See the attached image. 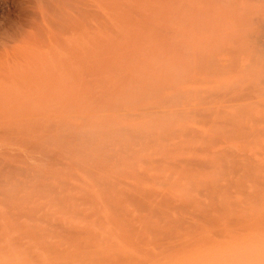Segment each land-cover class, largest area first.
I'll return each instance as SVG.
<instances>
[{
  "label": "rangeland",
  "instance_id": "374dc122",
  "mask_svg": "<svg viewBox=\"0 0 264 264\" xmlns=\"http://www.w3.org/2000/svg\"><path fill=\"white\" fill-rule=\"evenodd\" d=\"M68 1L70 3L68 5L72 6V9L73 5L71 3L76 2V0ZM83 1L86 3H83ZM83 1H78L79 5H81L80 2L83 3L79 11L87 10L88 12L91 9L97 13L96 18H98L97 20H92V27H96V30L93 29V34H91L93 38H96L93 41L95 50L90 45V49L87 51L89 43L85 32L81 37L86 41L85 43V41L81 40V44L83 45V51L85 47L88 52L85 51L87 55L83 57V59L87 60V63L88 61L91 62L88 65L83 63L84 60L80 63L81 65H76L72 60L70 62L68 58L61 57L62 55L60 56L59 53H56L57 59L54 56L55 53L54 55L52 54L54 59L50 53L42 54L38 50L35 51L31 48H29L30 54L25 49L21 52L22 54L19 52L15 55L14 51L23 47L20 40L17 41L15 37V33L18 30L17 22L14 21L15 10L13 7L0 2V52L4 53V55L0 53V69L2 70H0V84L5 87V92L3 91L2 93L6 94L3 95L1 93V95L6 97V101L11 99L13 110L15 109L14 107L20 108L22 106L19 110L18 108L16 109L17 114L15 110L11 111L13 113H10L7 118L11 119L10 123L9 121L3 123L0 120L3 126V128H0L4 131L5 129L8 131L16 128V130L19 129L18 131H22L27 136L33 135L34 139H36L33 140L35 145H40L39 143L42 144L43 140L46 142L49 139L47 143L49 142L50 147L46 145L48 152L51 151H49V148H51L52 144L54 145V138L59 135L62 137L66 135V137L62 138L63 140H56L55 142L60 145L59 148L65 149L64 151L69 147V137L74 140V136H76L75 140L77 142L80 140L85 141V143L80 141L81 143L78 142L79 144L75 142L77 146L81 144L78 149L83 146L82 153L85 152V144L88 145L85 146L87 149L85 155L87 153L91 157L87 156L88 159H92L94 156L97 158L95 154L104 155L106 153V156L101 157L102 159L105 158L104 161H101V159H93V161L89 159L92 163L89 160L84 161L83 165L86 164V167L81 165V163L80 166L79 162H75L77 165L72 163L74 165L73 168L72 166L69 168L65 167V164L64 167L44 168L35 161V169L44 172L42 177L44 181L40 178L36 180L35 186L28 184V188L25 187L23 189L25 192L31 191L27 197L28 202L25 201L27 202L25 204H28L27 214L30 212L29 217L27 216L29 219L26 218V208L23 210L26 206L24 202H21L22 206L19 209V213L20 210H23L25 211V216L22 213L23 218L19 215L20 220L19 216L16 217V220L13 219L14 222L16 221L15 224H9L10 228L3 234L4 236L0 235L3 238L0 239V249H2L0 250V264H39V261L40 264H54L57 261L59 263L57 262L56 264H196L199 261L197 264H229L230 255L232 257L237 253L243 252H264V160H262L264 156V139L260 135L259 111L256 104L249 101L252 100L253 94L255 95L256 93H253L251 88L246 86V82L244 83L245 80H243L242 55L237 43L239 24L235 0ZM75 5L77 6V2ZM76 8L72 10H77L78 8ZM262 14L264 15V9L261 12V16ZM196 16L200 20L202 19L201 22L199 19L196 21ZM99 17L102 19L100 20ZM103 18L107 21L105 22ZM98 22H100L101 27H99ZM128 22L134 23V25L130 24V29H128L129 26H127L128 28L126 27V24L129 25ZM177 22L179 23L177 24ZM145 28L151 29H148L146 33ZM124 29H128L130 33ZM86 37L87 40L85 39ZM175 39H177L178 44ZM138 41H141V45ZM152 46H155L154 49ZM91 47L97 56L92 52ZM109 47L110 49H108ZM156 48L161 55L158 54L159 51L157 53ZM102 49L104 50L101 52L100 50ZM104 51H107V53ZM101 53L103 57L108 56L105 61L110 66L102 60ZM87 56L89 57L87 58ZM99 56L102 59L99 60L97 58ZM60 57L69 64L66 66V63L58 59ZM120 57L123 58L121 59ZM146 59H150V61L147 62ZM56 61H58L57 65ZM52 63L55 67L51 66ZM137 63H139L138 66ZM152 63L153 65L156 63V66L160 65L157 67L154 65L151 68ZM101 64L105 65L102 66ZM146 64L151 65L148 67ZM113 65L115 66L113 67ZM45 66L47 67L45 68ZM58 66L60 67L59 70H57ZM144 66H146L145 69ZM50 67L55 68L57 72L54 73V70H51ZM67 67L68 69H66ZM48 68L53 72V77L48 75L50 73ZM83 72H86L85 75ZM124 72L126 75H124ZM134 76L137 78L136 81ZM99 77L103 78L105 82ZM127 79L128 81H126ZM129 82L131 83L130 85H128ZM112 89H114V92L110 94L109 92ZM116 89L118 91H115ZM85 91L87 94H85ZM101 91H105L103 92L104 94ZM98 92L101 93L99 94ZM83 93L87 96L82 97ZM102 95L106 96L103 97ZM7 96L9 97L7 98ZM133 100H137V103ZM113 101H116V103ZM7 103L10 104L9 101ZM98 106L100 107L98 108ZM87 107H90L92 115L91 113L88 114L89 109ZM32 116L35 117L32 118ZM103 116L105 117L103 118ZM32 124L33 131L32 127L30 128ZM48 125L52 127L49 129ZM142 127L144 130L140 129ZM25 135L23 137L25 139L30 137ZM53 135L54 138L51 137ZM133 135L135 138H133ZM38 136L41 137L38 138ZM127 140L131 142L129 143ZM61 141L63 145L60 143ZM91 141L93 147L91 146ZM101 141L104 145H102ZM125 141L128 143H125ZM75 143L73 144L76 146ZM94 144H96L95 146L99 144L103 149L109 148L104 152L98 146L97 149L101 150L96 151ZM54 147L53 149L56 148ZM114 147L115 149H113ZM125 147L127 149H124ZM90 148L92 150H88ZM109 150H111L110 154L107 153ZM88 151H92L93 154L90 155ZM94 151L96 152L94 153ZM62 153L64 152L62 151ZM76 155H78V152ZM80 155L78 157L81 160L83 156ZM64 156L66 157L64 158ZM67 156H69V153L63 155V160L62 158L61 160L68 165L70 162L69 158L66 159ZM78 159L76 160L80 161ZM46 163L42 162L43 165ZM23 167L24 169L26 168L24 165ZM55 170L65 173L60 175ZM96 171H98V174ZM72 172L77 177H74ZM84 172L88 174L86 173V175ZM163 176L164 178H162ZM95 180L97 182L102 180V186L101 184L98 185ZM61 182H64V184L61 185ZM48 184H52L53 188H51L52 185ZM108 184L109 186H107ZM199 184L202 185L200 186ZM214 187L216 190L213 191ZM216 187H219V189ZM76 188L81 189L78 190ZM54 190L56 193L53 192ZM63 190L65 191L63 192ZM25 192L21 193L22 198L25 197ZM147 194L149 195L147 196ZM125 195L127 200H125ZM133 196H135V199ZM82 197L85 200L87 199L88 202ZM146 197L149 198L147 199ZM106 198L109 200L108 202ZM23 199L20 201H24L26 198ZM88 199L91 200V204ZM82 203L85 204L83 205ZM31 209H33L32 213H34L35 209V214H37L32 215ZM33 216L36 218H33ZM30 217L33 222L30 221ZM19 223L24 226H15ZM52 224L54 226L55 224L56 226L58 225V229ZM11 226L17 227L16 229H19L20 233L15 231V227L13 231ZM20 227L21 229L23 227L24 230H22L24 232L20 230ZM61 227H65L64 229L69 231L61 230ZM26 228L28 231H26ZM43 228L47 230L44 231ZM38 229L43 230L47 235L45 236V233L40 230L38 233ZM53 230L56 231L54 232ZM30 232L35 233L31 236ZM56 232L57 234H55ZM61 232H64L63 235H60ZM23 233L29 234L30 238L37 237L36 240L40 238L46 240L45 242H48L49 245H47L51 248L48 246L47 248L41 247L43 244L46 246V243H43L41 239L39 240L41 241L40 243L33 238L30 240ZM37 235H41L40 238ZM20 238H23V240H20ZM57 238L60 241L62 239V241L60 242ZM13 239L19 245L14 243V241L15 245H11L13 244ZM35 241L40 245L38 244L37 246ZM39 247L42 250L44 248L52 251L51 253L48 250V254L49 256L52 254L53 261L56 262H52L51 256L49 260L47 251L43 250V252ZM23 253L25 254L23 255ZM29 253L36 255L35 259H33V255V258L30 255L27 257ZM62 253L63 255L66 254V258H64L65 256ZM53 254L58 255L61 263L57 259L58 257L55 258ZM24 257L31 261H23ZM226 260L227 263L225 262Z\"/></svg>",
  "mask_w": 264,
  "mask_h": 264
},
{
  "label": "bare ground",
  "instance_id": "6f19581e",
  "mask_svg": "<svg viewBox=\"0 0 264 264\" xmlns=\"http://www.w3.org/2000/svg\"><path fill=\"white\" fill-rule=\"evenodd\" d=\"M78 1H80V0H76V2H77V6L75 5L76 4V2L74 1V2H72L71 0H70V2H72L71 3V5H73V8H76L77 10H72L71 9V7L69 6L70 5V3H68L69 1L68 0H0V2L1 3H4V4H6V5H8V6H11V7H13L14 8V10H15V19H14V21H16L17 22V26H18V30H17V32L15 33V37L17 38V41L18 40H20V42H21V45H23V47H20V48H18V49H16L15 51H14V53H15V55H17V53H19L20 52V54H22L21 52H23L25 49H26V51H27V53H29L30 54V50H29V48H31V49H34L35 51L36 50H38L40 53H45V54H49L50 53V55H54V53H55V58H56V53H59L60 54V56L61 57H63V58H68L69 59V61L70 60H72L73 62H75V64L76 65H81L80 63L81 62H83V60H84V64H87L88 65V63L90 64L91 62L90 61H88V63H87V60H85V58L83 59V57L85 56V55H87V51L90 49V45H92V47L94 48V39H96V38H93L92 36H91V34H93L92 33V30L94 29V30H96V27H92L93 25H92V20L94 19H98V18H96V14L97 13H95V12H93V10H89V8H88V12H87V10L85 11V10H82L83 12H80L79 10H80V8H82V5H83V3L85 2V1H83V3L82 2H80L81 3V5H79V3H78ZM155 1V0H154ZM157 1H159V0H157ZM162 1V0H161ZM160 1V2H161ZM164 1V0H163ZM165 1H167V0H165ZM164 1V2H165ZM170 1H172V0H170ZM174 1V0H173ZM178 1V0H177ZM209 1V0H208ZM103 2V1H102ZM156 2V1H155ZM203 2V1H202ZM207 2V1H206ZM86 3V2H85ZM88 4H89V2H87ZM101 3V2H100ZM104 3V2H103ZM235 3H236V5H237V13H238V24H239V37H238V45H239V47H240V53H241V57H242V65H243V67H242V74H243V77H244V79L243 80H245L244 81V83L245 84H247L246 86H249L250 88H251V90L253 91V93L255 92L256 94L254 95L253 93V98H254V100H253V98H251L252 100H249V101H252L251 103H254V104H256V107H257V109H258V113L260 114V116L258 117V119H259V128H260V135L262 136L261 138L262 139H264V15L262 14V16H261V12H262V10L264 9V0H235ZM69 4V5H68ZM102 4V3H101ZM176 4V3H175ZM182 4V3H181ZM163 5V4H162ZM210 5V4H209ZM208 5V6H209ZM78 6H81V7H78ZM107 6V5H106ZM84 7H85V5H84ZM93 7V6H92ZM117 7V6H116ZM12 8V9H13ZM174 8V7H173ZM184 8V7H183ZM112 9V8H111ZM114 10V9H113ZM116 10V9H115ZM175 10V9H174ZM187 10H189V9H187ZM192 10V9H191ZM90 11H92V12H90ZM132 11V10H131ZM193 11V10H192ZM187 12V11H186ZM191 12V11H190ZM156 13V12H155ZM159 13V12H158ZM183 13V12H182ZM193 13H194V11H193ZM135 14V13H134ZM157 14V13H156ZM160 14V13H159ZM168 14V13H167ZM171 14V13H170ZM172 14H173V12H172ZM171 14V15H172ZM175 14V13H174ZM163 15V14H162ZM179 15V14H178ZM186 15H187V13H186ZM185 15V16H186ZM192 15H194V14H192ZM198 15H199V13H198ZM197 15V16H198ZM201 15H202V13H201ZM135 16L137 17V15L135 14ZM140 16V15H139ZM166 16H168V15H166ZM196 16V21H197V19H199L200 20V18H198ZM200 16V15H199ZM115 17V16H114ZM144 17V16H143ZM175 17H176V14H175ZM188 17V16H187ZM193 17V16H192ZM201 18H202V16H200ZM111 18H112V16H111ZM121 18V17H120ZM132 18V17H131ZM141 18V17H140ZM139 18V19H140ZM145 18V17H144ZM147 18V17H146ZM99 19L101 20L102 18H100L99 17ZM113 19V18H112ZM194 19V18H193ZM103 20H104V18H103ZM134 20V19H133ZM147 20H149V19H147ZM202 20V19H201ZM201 20H200V22H201ZM105 21V20H104ZM107 21V20H106ZM105 21V22H106ZM118 22H119V20H117ZM128 21H130V20H128ZM131 21H132V19H131ZM195 21V22H196ZM96 22V21H95ZM171 22V21H170ZM173 22V21H172ZM180 22V21H179ZM179 22H177V24L179 23ZM185 22H186V20H185ZM189 22V21H188ZM200 22L198 21V23L200 24ZM99 24V27H101L100 26V22H98ZM102 23V22H101ZM129 23V22H128ZM181 23V22H180ZM108 24V23H107ZM106 24V25H107ZM130 24L131 25H134V23L132 24L131 22L129 23V25H127L126 24V27L127 26H129V28L128 29H130ZM135 24H136V21H135ZM139 24V23H138ZM149 24H150V22H149ZM186 24V23H185ZM104 25V24H103ZM105 25V26H106ZM110 25V24H109ZM124 25V24H123ZM142 25V24H141ZM140 25V26H141ZM181 25V24H180ZM201 25V24H200ZM121 26V25H120ZM135 26H137V25H135ZM139 26V25H138ZM145 26V25H144ZM143 26V27H144ZM183 26V25H182ZM181 26V27H182ZM189 26V25H188ZM198 26V25H197ZM196 26V27H197ZM108 27H110V26H108ZM124 27V26H123ZM163 27V26H162ZM187 27V26H186ZM202 27V26H201ZM103 28V27H102ZM102 28H100V29H102ZM107 28V27H106ZM141 28V27H140ZM15 29H16V26H15ZM98 29V28H97ZM108 29V28H107ZM111 29V28H110ZM128 29H124L125 31L126 30H128ZM142 29V28H141ZM148 29H151V28H145V31H146V33H147V30ZM153 29V28H152ZM163 29V28H162ZM184 29V28H183ZM186 29V28H185ZM144 30V29H143ZM154 30V29H153ZM158 30H160V29H158ZM164 30H165V28H164ZM16 31V30H15ZM109 31V30H108ZM129 31V30H128ZM127 31V32H128ZM162 31V30H161ZM170 31H172V30H170ZM85 32V35L88 37V43H89V45H88V49H87V51H86V49H85V47H84V51H83V45L81 44V40H83L81 37H82V34ZM104 32H105V30H104ZM133 32V31H132ZM131 32V33H132ZM153 32V31H152ZM196 32V31H195ZM13 33V32H12ZM112 33V32H111ZM114 33H115V31H114ZM129 33H130V31H129ZM137 33V32H136ZM154 33V32H153ZM172 33H173V31H172ZM198 33V32H197ZM14 34V33H13ZM107 34V33H106ZM105 34V35H106ZM134 34V33H133ZM140 34V33H139ZM155 34V33H154ZM163 34V33H162ZM178 34V33H177ZM176 34V35H177ZM180 34V33H179ZM178 34V35H179ZM116 35V34H115ZM119 35V34H118ZM138 35V34H137ZM156 35V34H155ZM161 35V34H160ZM181 35V34H180ZM94 36V35H93ZM130 36V35H129ZM140 36H141V34H140ZM149 36V35H148ZM152 36V35H151ZM150 36V37H151ZM164 36V35H163ZM170 36H171V34H170ZM87 37L85 38L86 40H87ZM150 37H149V39H150ZM152 37H154V36H152ZM151 37V38H152ZM156 37V36H155ZM179 37V36H178ZM192 37V36H191ZM142 38V37H141ZM109 39V38H108ZM118 39H119V37H118ZM132 39V38H131ZM140 39V38H139ZM145 40H146V38H144ZM148 39V40H149ZM154 39V38H153ZM173 39V38H172ZM179 39V38H178ZM183 39V38H182ZM151 40V39H150ZM149 40V41H150ZM155 40H157L156 38H155ZM174 40V39H173ZM176 41H177V39H175ZM15 41H16V39H15ZM83 41H85V40H83ZM95 41H97V40H95ZM110 41V40H109ZM113 41V40H112ZM115 41V40H114ZM132 41V40H131ZM147 41V40H146ZM148 41V42H149ZM167 41H168V39H167ZM189 41V40H188ZM187 41V42H188ZM129 42V41H128ZM133 42V41H132ZM139 42V41H138ZM147 42V43H148ZM154 42V41H153ZM156 42V41H155ZM161 42H162V40H161ZM160 42V43H161ZM172 42V41H171ZM170 42V43H171ZM180 42V41H179ZM181 42H182V40H181ZM85 43H86V41H85ZM84 43V44H85ZM96 43V42H95ZM110 43V42H109ZM113 43V42H112ZM137 43V42H136ZM135 43V44H136ZM140 43V45H141V41L139 42ZM159 43V44H160ZM144 44V43H143ZM149 44H151V43H149ZM169 44V43H168ZM177 44H178V41H177ZM181 44V43H180ZM184 44V43H183ZM20 45V44H19ZM145 45V44H144ZM154 45V44H153ZM157 45V44H156ZM84 46H86V45H84ZM118 46V45H117ZM150 46V45H149ZM159 48H160V46H161V44H160V46L159 45H157ZM174 46V45H173ZM91 47V48H92ZM96 47V46H95ZM101 47V46H100ZM123 47H124V45H123ZM137 47V46H136ZM151 47V46H150ZM155 47V46H154ZM154 47L152 46V48L154 49ZM87 48V47H86ZM93 48H92V52H94L93 51ZM97 48H98V45H97ZM121 48V47H120ZM128 48H129V46H128ZM146 48V47H145ZM101 49V48H100ZM105 49V48H104ZM104 49H102V50H100L101 52L104 50ZM108 49H110V47L108 48ZM118 49V48H117ZM123 49V48H122ZM131 49V48H130ZM162 49H164V48H162ZM166 49H167V47H166ZM94 50H95V48H94ZM99 50V49H98ZM128 50V49H127ZM139 50V49H138ZM143 50V49H142ZM1 51V50H0ZM3 51V50H2ZM87 53H86V52ZM131 51V50H130ZM145 51V50H144ZM156 51H157V48H156ZM159 51V50H158ZM158 51H157V53H158ZM162 51H164V50H162ZM90 52V51H89ZM104 52H106L107 53V51H104ZM109 52V51H108ZM120 52V51H119ZM134 52V51H133ZM137 52V51H136ZM155 52V51H154ZM165 52V51H164ZM0 53H2V52H0ZM83 53H85L84 55H82ZM91 53V52H90ZM95 53V52H94ZM118 53V52H117ZM124 53V52H123ZM122 53V54H123ZM138 53V52H137ZM140 53V52H139ZM145 53V52H144ZM3 55H4V53H2ZM19 54V55H20ZM96 54V53H95ZM100 54V53H99ZM98 54V55H99ZM102 54V53H101ZM113 54V53H112ZM125 54V53H124ZM131 54V53H130ZM146 54V53H145ZM158 54H160L161 55V53H160V51H159V53ZM164 54V53H163ZM162 54V55H163ZM251 54V55H250ZM52 55V56H53ZM134 55V54H133ZM138 55V54H137ZM147 55V54H146ZM157 55V54H156ZM165 55V54H164ZM249 55H250V57H249ZM22 56V55H21ZM54 56H53V58H54ZM91 56V55H90ZM96 56H97V54H96ZM105 56H106V54H105ZM114 56V55H113ZM124 56V55H123ZM158 56V55H157ZM177 56H178V54H177ZM1 57V56H0ZM45 57V56H44ZM58 58L59 60L61 59L64 63H66V66H67V64H69V63H67V61H64V59H62V58ZM89 56H87V58H88ZM102 57H103V54H102ZM102 57H97L99 60L100 59H102ZM106 57H108V56H106ZM106 57H103V59L102 60H104V62H107V61H105V59L107 60L108 58H106ZM115 57V56H114ZM113 57V58H114ZM117 57V56H116ZM143 57V56H142ZM147 57V56H146ZM164 57V56H163ZM179 57H181V56H179ZM3 58V57H2ZM54 58V59H55ZM96 57H95V59H97ZM109 58H110V60H111V56H110V54H109ZM121 58V57H120ZM123 58V57H122ZM121 58V59H122ZM145 58V57H144ZM148 58V57H147ZM182 58V57H181ZM1 59V58H0ZM57 59V58H56ZM92 59H93V57H92ZM117 59V58H116ZM133 59V58H132ZM60 60V61H61ZM94 60V59H93ZM92 60V62H94ZM113 60V59H112ZM137 60V59H136ZM147 60V59H146ZM181 60V59H180ZM20 61H22V60H20ZM61 61V62H62ZM72 61H70V62H72ZM116 61V60H115ZM114 61V62H115ZM122 61V60H121ZM143 61V60H142ZM145 61V60H144ZM148 61H150V59L149 60H147V62ZM160 61H162V60H160ZM23 62V61H22ZM35 62V61H34ZM45 62V61H44ZM110 62V61H109ZM113 62V61H112ZM158 62V61H157ZM184 62V61H183ZM101 63V62H100ZM108 63V62H107ZM130 63V62H129ZM160 63V62H159ZM158 63V64H159ZM35 64H36V62H35ZM49 64V63H48ZM58 64V61H56V65ZM109 64V63H108ZM117 64V63H116ZM119 64V63H118ZM123 64V63H122ZM3 65V64H2ZM50 65V64H49ZM48 65V66H49ZM54 65H55V62H54ZM53 65V63H52V65L51 66H53V67H55ZM64 65V64H63ZM94 65H97V64H94ZM102 65V64H101ZM105 64H103L102 66H104ZM136 65V64H135ZM139 65V63H137V66ZM142 65H143V63H142ZM147 65V64H146ZM151 65V64H150ZM149 64L147 65L148 67L150 66ZM154 65L156 66V63H154ZM153 65V63H152V65L150 66L151 68L154 66ZM160 65V64H159ZM159 65H157V66H159ZM65 66V67H66ZM108 66V65H107ZM109 66H110V64H109ZM112 66V65H111ZM115 65H113V67H114ZM126 66V65H125ZM129 66H132V65H129ZM156 66V67H157ZM37 67V66H36ZM47 66H45V68H46ZM63 67V66H62ZM69 67V66H68ZM68 67L66 68V69H68ZM94 67V66H93ZM98 67V66H97ZM100 67V66H99ZM140 67H141V65H140ZM145 67L146 66H144V69H145ZM59 66H58V69L57 70H59ZM103 68V67H102ZM109 68V67H108ZM119 68V67H118ZM129 68V67H128ZM133 68H134V66H133ZM132 68V69H133ZM27 69V68H26ZM49 69V68H48ZM50 69L51 70H54L53 72L55 73V72H57L56 71V69L55 68H52V67H50ZM49 69V70H50ZM100 69V68H99ZM1 70V69H0ZM49 71L50 73L48 74V75H50V76H52L53 77V72L52 71ZM60 70H62V69H60ZM85 70V69H84ZM95 70H96V68H95ZM104 70V69H103ZM118 70V69H117ZM122 70V69H121ZM155 70V69H154ZM2 71V70H1ZM37 71H38V69H37ZM70 71V70H69ZM107 71V70H106ZM123 71V70H122ZM121 71V72H122ZM130 71V70H129ZM4 72V71H3ZM2 72V73H3ZM5 72H6V70H5ZM87 72H88V70H87ZM93 72V71H92ZM102 72V71H101ZM104 72V71H103ZM111 72H113V71H111ZM117 72V71H116ZM131 72V71H130ZM160 72V71H159ZM70 73V72H69ZM84 73V72H83ZM86 73V72H85ZM85 73H84V75H85ZM90 73V72H89ZM88 73V74H89ZM6 74V73H5ZM74 74V73H73ZM95 74H96V72H95ZM121 75H123L122 73H120ZM46 75V74H45ZM87 75V74H86ZM92 75V74H91ZM101 75V74H100ZM107 75V74H106ZM111 75H113V74H111ZM110 75V76H111ZM115 75H116V77H117V74L115 73ZM119 75V74H118ZM124 75H126L125 74V72H124ZM49 76V77H50ZM88 76V75H87ZM87 76H85V77H87ZM94 76H97V75H94ZM120 76V75H119ZM1 77V76H0ZM75 77H76V74H75ZM98 77V76H97ZM3 78V77H2ZM81 78V77H80ZM100 79H102L103 80V78H101V77H99ZM112 78V77H111ZM123 78V77H122ZM131 78H132V76H131ZM4 79V78H3ZM27 79V78H26ZM46 79V78H45ZM49 79V78H48ZM77 79V78H76ZM86 79V78H85ZM115 79V78H114ZM134 79H135V81L137 80V78H135V76H134ZM78 80V79H77ZM130 80H132V79H130ZM138 80H140L139 78H138ZM8 81V80H7ZM86 81V80H85ZM89 81V80H88ZM90 81H92V80H90ZM99 81V80H98ZM104 81V80H103ZM120 81V80H119ZM126 81H128V79L126 80ZM38 82V81H37ZM105 82V81H104ZM110 82V81H109ZM124 82V81H123ZM131 82H133V80L131 81ZM143 82V81H142ZM149 82V81H148ZM19 83V82H18ZM93 83V82H92ZM91 83V84H92ZM121 83V82H120ZM87 84H90V83H87ZM114 84V83H113ZM116 84V83H115ZM131 83L129 82V84L128 85H130ZM38 85V84H37ZM84 85V84H83ZM85 85H86V83H85ZM105 85V84H104ZM134 85V84H133ZM90 86H93V85H90ZM115 86V85H114ZM119 86V85H118ZM118 86H116V87H118ZM124 86V85H123ZM135 86V85H134ZM106 87V86H105ZM145 87V86H144ZM159 87V86H158ZM249 87H247V88H249ZM41 88V87H40ZM107 88H108V86H107ZM126 88V87H125ZM135 88V87H134ZM146 88V87H145ZM153 88V87H152ZM249 88V89H250ZM106 89V88H105ZM120 89V88H119ZM124 89V88H123ZM127 89H128V87H127ZM155 89V88H154ZM5 90V87H2V85L0 84V120L3 122V123H6V122H8L9 121V123H10V120L9 119H7L8 117H9V115H10V113H13V112H11V111H14L15 110V112H16V114H17V108L16 107H14L15 109L13 110L12 108H13V106L11 105V99L9 100L8 99V101H9V103L10 104H8L7 102L8 101H6L7 99H6V97L5 96H3V95H6L5 93L3 94L2 92ZM109 90V89H108ZM122 90V89H121ZM129 90H130V88H129ZM132 90V89H131ZM115 91H118L117 89L115 90ZM136 91V90H135ZM138 91V90H137ZM154 91V90H153ZM163 91H164V89H163ZM5 92V91H4ZM8 92V91H7ZM84 92V91H83ZM102 93L103 92H105V91H101ZM100 92V93H101ZM112 92H114V89H112L111 90V92H109L110 94L112 93ZM130 92H132V91H130ZM134 92V91H133ZM139 92V91H138ZM144 92V91H143ZM249 92V91H248ZM1 93L3 94V95H1ZM99 93V92H98ZM98 93H95L96 95H99ZM146 93H148V92H146ZM8 94V93H7ZM81 94V93H80ZM84 94V93H83ZM82 94V95H83ZM85 94H87L86 93V91H85ZM81 95L82 97H85V96H87V95ZM89 94V93H88ZM104 94V93H103ZM115 94V93H114ZM117 94V93H116ZM142 94V93H141ZM250 94H251V92H250ZM42 95V94H41ZM50 95V94H49ZM58 95V94H57ZM108 95V94H107ZM113 95V94H112ZM111 95V96H112ZM144 95V94H143ZM156 95V94H155ZM3 97V99H2V97ZM53 96V95H52ZM93 96H95V95H93ZM103 96V95H102ZM104 96H106V95H104ZM103 96V97H104ZM255 96V97H254ZM5 97V98H4ZM9 96H7V98H8ZM96 97V96H95ZM109 97V96H108ZM116 97V96H115ZM143 97V96H142ZM52 98V97H51ZM60 98V97H59ZM65 98V97H64ZM94 98V97H93ZM97 98H99V97H97ZM114 98V97H113ZM126 98V97H125ZM1 99H2V101H1ZM6 99V100H5ZM66 99V98H65ZM73 99H75V98H73ZM85 99V98H84ZM89 99H90V97H89ZM94 99H96V98H94ZM128 99V98H127ZM5 100V101H4ZM49 100V99H48ZM61 100H62V98H61ZM64 100V99H63ZM67 100H69V99H67ZM86 100V99H85ZM91 100V99H90ZM89 100V101H90ZM130 100H131V98H130ZM141 100V99H140ZM14 101V100H13ZM50 101V100H49ZM57 101V100H56ZM66 101V100H65ZM84 101V100H83ZM89 101H88V103H89ZM96 101H97V99H96ZM102 101V100H101ZM100 101V102H101ZM120 101V100H119ZM125 101H126V99H125ZM132 101V100H131ZM134 101V100H133ZM137 101V100H136ZM136 101H134V102H136ZM7 103V104H5V103ZM59 102H60V100H59ZM68 102V101H67ZM71 102H73V101H71ZM92 102V101H91ZM99 102V101H98ZM113 102H115L116 103V101H113ZM120 102H122V101H120ZM119 102V103H120ZM48 103V102H47ZM63 103V102H62ZM65 103V102H64ZM69 103V102H68ZM74 103V102H73ZM85 103V105H86V101L84 102ZM102 103V102H101ZM108 103V102H107ZM137 103V102H136ZM250 103V102H249ZM59 104V103H58ZM66 104V103H65ZM82 104V103H81ZM90 104V103H89ZM64 105V104H63ZM75 105H76V103H75ZM91 105V104H90ZM102 105V104H101ZM109 105V104H108ZM116 105V104H115ZM126 105V104H125ZM25 106V105H24ZM65 106V105H64ZM63 106V107H64ZM68 106V105H67ZM92 106H93V103H92ZM91 106V108H92V111H93V107ZM103 106H104V104H103ZM102 106V107H103ZM114 106V105H113ZM124 106V105H123ZM27 107V106H26ZM70 107V106H69ZM77 107V106H76ZM100 106H98V108H99ZM107 107V106H106ZM149 107V106H148ZM20 108H22V106L20 107ZM20 108H18V110L20 109ZM52 108V107H51ZM50 108V109H51ZM71 108V107H70ZM81 108H82V106H81ZM88 108V107H87ZM95 108V107H94ZM104 108V107H103ZM120 108V107H119ZM119 108H118V110H119ZM123 108V107H122ZM129 108V107H128ZM80 109V108H79ZM78 109V110H79ZM89 109V113L88 114H90L91 112H90V107L88 108ZM101 109V108H100ZM107 109V108H106ZM107 110H109V109H107ZM121 110V109H120ZM56 111V110H55ZM85 111V110H84ZM104 111V110H103ZM202 112V111H201ZM68 113V112H67ZM66 113V114H67ZM79 113H81V112H79ZM84 113V112H83ZM122 113V112H121ZM147 113V112H146ZM15 114V113H14ZM63 114V113H62ZM65 114V115H66ZM93 113H91V115H92ZM98 114V113H97ZM103 114V113H102ZM136 114V113H135ZM199 114V113H198ZM69 115V114H68ZM90 115V116H91ZM162 115V114H161ZM165 115V114H164ZM16 116V115H15ZM21 116V115H20ZM40 116V115H39ZM96 116V115H95ZM117 116V115H116ZM156 116V115H155ZM33 117H35V116H32V118ZM98 117H100V116H98ZM105 116H103V118H104ZM149 117V116H148ZM153 117H154V115H153ZM14 119H16L15 117H13ZM18 119H19V117H17ZM26 118V117H25ZM41 118V117H40ZM78 118H80V117H78ZM101 118V117H100ZM150 118V117H149ZM152 118V117H151ZM7 119V120H6ZM77 119V118H76ZM154 119H156V118H154ZM165 119V118H164ZM78 120V119H77ZM82 120V119H81ZM120 120V119H119ZM157 120V119H156ZM0 121V127H2L3 128V126H2V122ZM12 121H14L13 119H12ZM16 121V120H15ZM102 121V120H101ZM108 121V120H107ZM166 121V120H165ZM17 122V121H16ZM15 122V123H16ZM85 122V121H84ZM103 123H104V121H102ZM167 122V121H166ZM8 123V124H9ZM87 123V122H86ZM26 124V123H25ZM44 124V123H43ZM51 124V123H50ZM56 124V123H55ZM66 124V123H65ZM107 124V123H106ZM166 124V123H165ZM51 125H53V124H51ZM49 126V129H50V127H52V126ZM67 125V124H66ZM108 125V124H107ZM106 125V126H107ZM9 126V125H8ZM33 126V124L32 125H30V128ZM98 126V125H97ZM100 126V125H99ZM109 126V125H108ZM115 126H116V124H115ZM114 126V127H115ZM121 126V125H120ZM16 127V126H15ZM60 127V126H59ZM82 127H84V126H82ZM90 127V126H89ZM102 127V126H101ZM2 128H0V235L2 236L6 231H8V229L10 228L9 226V224H11V223H13V224H15V222L13 221V219H15L16 220V217H18L19 215H21V217H22V213H23V216H25V214H24V212L25 211H23L25 208H26V214H27V209H28V204L26 205L25 203H27L28 201H27V197L30 195V192L31 191H29V192H25V191H23V189L25 188V187H27V186H29L30 184L32 185V186H35L36 185V180H39L40 178H41V180H43L44 178H42L43 176H44V172L43 171H40V170H37V169H35V161L36 162H38V163H40L41 164V166H43L44 168H47V167H49V168H54V167H56V166H62V167H64V164H65V167H71L72 166V168L74 167V165L77 163V162H79V165H80V163H81V165H83V162L85 161L86 162V160H89L91 157L90 156H88L87 155V153H86V155H85V152H87V149H86V147L85 146H88V145H86L85 144V146H84V153H82L81 151H82V148H83V146H82V148L80 149V147H79V149H78V146H80V145H78L77 146V144L75 143V142H77L75 139V137L76 136H74L71 132H70V134H72L73 136H74V140L72 139L71 140V138L69 137V139H70V144L68 143V148H66L67 150V152L66 151H64V150H62L61 149V147L59 148V146L60 145H58L57 143H55L56 142V140L58 141V140H63L62 138H64V137H66V135H65V133H64V137H62V136H58V137H56V138H54V135L53 136H51V137H53L55 140V142H54V145H55V147H56V145H58V147H54V145L52 144V146L55 148V149H53V147L51 146V148H49V151L50 152H48L47 150H46V145H48L47 147H50L49 146V142L47 143V141H49V139L45 142V140H43L44 142L41 144V143H39L40 145H35L34 144V142L35 141H33V140H36V139H34V137H33V135H29V136H27V135H25V134H23L22 133V131L20 132V131H18V130H16V128L13 130H11V129H9L8 131L5 129V131L4 130H2ZM28 128V127H27ZM41 128V127H40ZM92 128H93V126H92ZM103 128V127H102ZM117 128V127H116ZM149 128V127H148ZM157 128H159L158 126H157ZM43 129V128H42ZM59 129V128H58ZM69 129V128H68ZM79 129V128H78ZM130 130H131V128H129ZM140 129H143L144 130V128L142 127V128H140ZM147 129V128H146ZM150 129V128H149ZM148 129V130H149ZM155 129V128H154ZM37 130V129H36ZM44 131H45V129H43ZM54 130V129H53ZM97 130H100V129H97ZM104 130V129H103ZM106 130H107V128H106ZM29 131V130H28ZM32 131H33V127H32ZM31 131V132H32ZM39 131V130H38ZM47 131V130H46ZM142 131V130H141ZM168 131V130H167ZM171 131V130H170ZM26 132V131H25ZM40 132V131H39ZM48 132V131H47ZM55 132V131H54ZM58 132V134H60L59 133V131H57ZM64 132V131H63ZM133 132V131H132ZM136 132V131H135ZM150 132V131H149ZM23 135H22V134ZM33 133V132H32ZM38 133V132H37ZM49 133V132H48ZM47 133V134H48ZM105 133V132H104ZM109 133V132H108ZM57 134V133H56ZM62 135H63V133H61ZM94 134V133H93ZM99 134V133H98ZM101 134V133H100ZM112 135H113V133H111ZM127 134V133H126ZM160 134V133H159ZM24 135L25 136H27V137H29V138H23L24 137ZM38 135V134H37ZM50 135H51V133H50ZM71 135V136H72ZM77 135V134H76ZM131 135V134H130ZM45 136V135H44ZM127 136V135H126ZM139 136V135H138ZM37 137V136H36ZM39 137H41V136H38V138ZM47 137V136H46ZM80 137V136H79ZM132 137V136H131ZM77 138H78V136H77ZM96 138V137H95ZM94 138V139H95ZM133 138H135L134 137V135H133ZM41 139V138H40ZM97 139V138H96ZM101 139V138H100ZM105 139V138H104ZM126 139V138H125ZM145 139V138H144ZM143 139V140H144ZM157 139V138H156ZM160 139V138H159ZM39 140V139H38ZM110 140V139H109ZM120 140V139H119ZM124 140V139H123ZM52 141V140H51ZM69 141V140H68ZM71 141H73V142H71ZM81 141V140H80ZM78 141L79 143H81V142H84L85 143V141ZM88 141V140H87ZM129 143L131 142V141H129V140H127ZM155 141H157V140H155ZM64 143H65V141H63ZM77 142V143H78ZM95 142V141H94ZM128 142H126L125 141V143H128ZM140 142V141H139ZM61 144H62V141L60 142ZM73 143H75L76 144V146L73 144ZM78 143V144H79ZM87 143V142H86ZM88 143H90V142H88ZM97 143H99V142H97ZM101 143H102V141H101ZM137 143V142H136ZM136 143H135V146H136ZM141 143V142H140ZM159 143V142H158ZM262 143V142H261ZM50 144V145H51ZM66 144V143H65ZM108 144V143H107ZM121 144H123L122 142H121ZM35 145V146H34ZM63 145V144H62ZM67 145V144H66ZM82 145H84L83 143H82ZM96 144H94V146H95ZM102 145H104L103 143H102ZM125 145V144H124ZM130 145V144H129ZM91 146L93 147V145H92V141H91ZM98 146H99V144H98ZM98 146H95V148L97 149V147ZM100 148H102V146H99ZM126 147H127V145H126ZM124 148V149H127V148ZM130 147V146H129ZM148 147V146H147ZM63 148V147H62ZM105 148V147H104ZM109 148V147H108ZM108 148H106V149H108ZM157 148V147H156ZM53 149V150H52ZM106 149H103L102 148V150L101 149H99V150H101V151H103L104 150V152H105V150ZM113 149H115V147L113 148ZM56 150H58V151H56ZM79 150H80V152H79ZM88 150H92V148H90V149H88ZM98 149L96 150V151H99ZM121 150H122V148H121ZM134 150V149H133ZM62 151L64 152V153H62ZM96 151H94V153L96 152ZM127 151V150H126ZM147 151V150H146ZM77 152H78V155H82L83 156V158L81 157V160H80V157H78V155H76L77 154ZM89 152V151H88ZM110 152H111V150H109V152H107V153H109L110 154ZM228 152V151H227ZM68 154L69 153V156H67V158L66 159H68L69 160V162L70 163H68V165L66 164V163H63L62 162V160H63V155H65V154ZM80 153V154H79ZM90 153V155L91 154H93L92 153V151H90L89 152ZM98 153V152H97ZM129 153V152H128ZM84 154V155H83ZM99 154V155H98ZM98 154H95V155H97V158L94 156V155H92V156H94V157H92V159H90V160H92L93 161V159L95 160V159H97V160H99V159H101V161L103 160L104 161V159L105 158H101V157H103L104 155L106 156V153L103 155V154H101L100 155V153H98ZM223 154V153H222ZM79 158H77L76 156ZM80 155V156H81ZM108 155V154H107ZM221 155V154H220ZM87 156L88 157H90L89 159L87 158ZM100 156V158H98ZM117 156V155H116ZM261 156H262V154H261ZM66 156H64V158H65ZM76 157V158H75ZM264 157V156H263ZM262 157V160H264V158ZM61 158H62V160H61ZM116 158V157H115ZM129 158V157H128ZM194 158V157H193ZM197 158V157H196ZM221 158V157H220ZM76 159H78V160H80V161H77ZM114 159V158H113ZM131 159V158H130ZM147 159V158H146ZM145 159V160H146ZM198 159V158H197ZM209 159V158H208ZM89 160V161H90ZM178 160H180V159H178ZM204 160V159H203ZM211 160V159H210ZM261 160V161H262ZM82 161V162H81ZM92 161H90L91 163H92ZM100 161V162H101ZM106 161V160H105ZM110 161V160H109ZM158 161V160H157ZM209 161V160H208ZM42 162L43 163H46L45 165H43L42 164ZM76 162V163H75ZM88 162V161H87ZM98 162V161H97ZM184 162V161H183ZM192 162V161H191ZM263 162V161H262ZM72 163H74V165H72ZM95 163V162H94ZM182 163V162H181ZM186 163H187V161H186ZM204 163V162H203ZM97 164V163H96ZM124 164V163H123ZM142 164H145V163H142ZM190 164V163H189ZM244 163H242V165H243ZM23 165L24 166H26V168L24 169V167H23ZM77 165V164H76ZM80 165V166H81ZM90 165V164H89ZM201 165V164H200ZM207 165V164H206ZM41 166H40V168H41ZM83 166H85L86 167V164L85 165H83ZM100 166V165H99ZM152 166V165H151ZM244 166H245V164H244ZM42 167V168H43ZM84 167V168H85ZM89 167V166H88ZM93 167V166H92ZM103 167H105V166H103ZM202 167H204L203 165H202ZM206 167V166H205ZM209 167H210V165H209ZM68 168H66V169H68ZM129 168V167H128ZM208 168V167H207ZM65 169V168H64ZM63 169V170H64ZM79 169H80V167H79ZM96 169V168H95ZM94 169V170H95ZM101 169V168H100ZM118 169V168H117ZM183 169V168H182ZM78 170V169H77ZM81 170H83V169H81ZM90 170V169H89ZM104 170V169H103ZM145 170V169H144ZM180 170H181V168H180ZM56 171V173H57V171L58 170H55ZM62 171V170H61ZM67 171V170H66ZM87 172H88V170H86ZM117 171V170H116ZM123 171V170H122ZM223 171V170H222ZM236 171V170H235ZM86 172V173H87ZM93 172V171H92ZM98 171H96V173H97ZM171 172V171H170ZM47 173V172H46ZM64 174L65 172H61L60 173V170L58 171V174ZM68 173H70V172H68ZM73 173V172H72ZM85 173V172H84ZM85 173V174H86ZM94 173H95V171H94ZM178 173V172H177ZM176 173V174H177ZM199 173V172H198ZM237 173V172H236ZM88 174V173H87ZM86 174V175H87ZM98 174V173H97ZM123 174V173H122ZM179 174V173H178ZM177 174V175H178ZM202 174V173H201ZM69 175V174H68ZM72 175H74V173L72 174ZM180 175V174H179ZM204 175V174H203ZM58 177H59V175H57ZM65 176V175H64ZM89 176V175H88ZM98 176V175H97ZM96 176V177H97ZM99 176H100V174H99ZM120 176V175H119ZM138 176V175H137ZM146 176V175H145ZM182 176V175H181ZM227 176V175H226ZM229 176H230V174H229ZM233 176V175H232ZM74 177H77L76 176V174L74 175ZM73 177V178H74ZM127 177V176H126ZM183 177V176H182ZM24 178V179H23ZM53 178V177H52ZM54 178H55V176H54ZM79 178V177H78ZM100 178H101V176H100ZM106 178V177H105ZM115 178V177H114ZM162 178H164V176L162 177ZM169 178V177H168ZM45 179H47V178H45ZM50 179V178H49ZM56 179H58V178H56ZM77 179V178H76ZM97 179V178H96ZM128 179V178H127ZM172 179V178H171ZM199 179V178H198ZM211 179V178H210ZM220 179V178H219ZM227 179V178H226ZM232 179H233V177H232ZM92 180V179H91ZM99 180V179H98ZM124 180V179H123ZM145 180V179H144ZM160 180V179H159ZM200 180V179H199ZM44 181V180H43ZM46 181V180H45ZM64 181V180H63ZM77 181H78V179H77ZM96 181V180H95ZM103 181H105L104 179H103ZM103 181L101 180V182H97L98 183V185L99 184H101V183H103ZM119 181V180H118ZM161 181V180H160ZM168 181V180H167ZM203 181V180H202ZM49 182V181H48ZM60 182V181H59ZM81 182H82V180H81ZM107 182V181H106ZM147 182V181H146ZM111 183V182H110ZM129 183V182H128ZM168 183V182H167ZM188 183V182H187ZM215 183V182H214ZM29 184V185H28ZM43 184V183H42ZM62 184H64V182L62 183L61 182V185ZM96 184V183H95ZM177 184V183H176ZM213 184V183H212ZM30 185V186H31ZM46 185V184H45ZM48 185H50V184H48ZM47 185V186H48ZM52 185V184H51ZM50 185V186H51ZM121 185V184H120ZM138 185H141V184H138ZM165 185V184H164ZM200 185V184H199ZM202 185V184H201ZM200 185V186H201ZM236 185H237V183H236ZM88 186V185H87ZM101 186H102V184H101ZM107 186H109V184L107 185ZM214 186V185H213ZM212 186V187H213ZM223 186V185H222ZM227 186V185H226ZM43 187V186H42ZM45 187V186H44ZM59 187V186H58ZM64 187V186H63ZM65 187H66V185H65ZM105 187H106V185H105ZM104 187V188H105ZM129 187V186H128ZM140 187V186H139ZM28 188V187H27ZM37 188V187H36ZM47 188V187H46ZM50 188V187H49ZM51 188H53V185H52V187ZM99 188V187H98ZM102 188V187H101ZM107 188V187H106ZM131 189H132V187H130ZM217 189H219V187H216ZM224 188V187H223ZM39 189V188H38ZM55 189L57 190V187L55 186ZM59 189V188H58ZM76 189H78V188H76ZM75 189V190H76ZM81 189V188H80ZM80 189H78V190H80ZM205 189V188H204ZM62 190V189H61ZM77 190V191H78ZM104 190V189H103ZM106 190V189H105ZM202 190V189H201ZM214 190H216L215 189V187H214V189H213V191ZM65 190H63V192H64ZM83 191H85V190H83ZM118 191V190H117ZM116 191V192H117ZM137 191V190H136ZM205 191V190H204ZM22 192H25V194L27 195H25V197H21V193ZM53 192H55V190L53 191ZM52 192V193H53ZM87 192V191H86ZM110 192V191H109ZM119 192V191H118ZM28 193V194H27ZM56 193V192H55ZM84 193V192H83ZM89 193V192H88ZM100 193V192H99ZM115 193V192H114ZM120 193V192H119ZM122 193V192H121ZM128 193V192H127ZM126 193V194H127ZM130 193V192H129ZM33 194H35V193H33ZM61 194H62V192H61ZM86 194V193H85ZM111 194V193H110ZM123 194V193H122ZM125 194V193H124ZM131 194V193H130ZM133 194H135V193H133ZM139 194V193H138ZM137 194V195H138ZM39 195H41L40 193H39ZM54 195V194H53ZM57 195V194H56ZM87 195H89V194H87ZM104 195V194H103ZM117 195V194H116ZM136 195V196H137ZM145 195V194H144ZM143 195V196H144ZM149 194H147V196H148ZM83 196H84V194H83ZM91 196V195H90ZM89 196V197H90ZM105 196H106V194H105ZM124 196V195H123ZM36 197V196H35ZM40 197V196H39ZM54 197V196H53ZM68 197V196H67ZM76 197V196H75ZM86 197V196H85ZM108 197H110V196H108ZM125 197H126V199L125 200H127V196L125 195ZM135 196H133V198H134ZM150 197V196H149ZM148 197V198H149ZM214 197V196H213ZM24 200V201H20V200H22V199ZM32 198V197H31ZM34 198V197H33ZM65 198V197H64ZM63 198V199H64ZM83 199H84V197H82ZM105 198V197H104ZM113 198V197H112ZM147 198V197H146ZM147 198V199H148ZM37 199H39L38 197H37ZM73 199H75V198H73ZM76 199H78V198H76ZM93 199V198H92ZM135 199V198H134ZM141 199V198H140ZM85 200V199H84ZM89 200V203H90V199H88ZM106 200H107V198H106ZM105 200V201H106ZM111 200V199H110ZM112 200H114V199H112ZM117 200V199H116ZM123 200V199H122ZM129 200V199H128ZM137 200V199H136ZM135 200V201H136ZM25 201H27V202H25ZM60 201V200H59ZM85 201H87V199L85 200ZM93 201H94V199H93ZM109 200H107V202H108ZM120 201V200H119ZM21 202L23 203L24 202V204H25V206L26 207H24L23 208V210H20V213H19V209H20V207L22 206V204H21ZM66 202V201H65ZM68 202V201H67ZM88 202V201H87ZM87 202H85V203H87ZM112 202V201H111ZM129 202V201H128ZM60 203V202H59ZM84 203V204H85ZM126 203V202H125ZM124 203V204H125ZM20 204V205H19ZM47 204V203H46ZM45 204V205H46ZM49 204H50V202H49ZM83 204V203H82ZM83 204V205H84ZM88 204V203H87ZM91 204V203H90ZM110 204H112V203H110ZM131 204V203H130ZM133 204V203H132ZM137 204V203H136ZM41 205V204H40ZM67 205V204H66ZM113 205H114V203H113ZM116 205V204H115ZM138 205V204H137ZM60 206V205H59ZM61 207V206H60ZM34 208H35V206H34ZM98 208V207H97ZM96 208V209H97ZM113 208V207H112ZM36 209V208H35ZM35 209H34V213H32V211H33V209H31V213H32V215H36L35 214ZM45 209V208H44ZM37 210V209H36ZM94 210V209H93ZM23 211V212H22ZM43 211V210H42ZM67 211V210H66ZM37 212V211H36ZM44 212V211H43ZM61 212V211H60ZM79 212V211H78ZM71 213V212H70ZM76 214H77V211H76ZM76 214H75V216H76ZM28 215H30V212H29V214H27L26 215V218L27 219H29L28 217ZM73 215V214H72ZM28 216V217H27ZM45 216V215H44ZM32 217V216H31ZM30 217V221H32V218ZM78 217V216H77ZM19 218V220H20V216L18 217ZM18 218H17V220H18ZM23 218V217H22ZM33 218H36L35 216H33ZM81 218V217H80ZM41 219V218H40ZM50 220V219H49ZM78 220H80V219H78ZM13 221V222H12ZM35 221H36V219H35ZM37 221H39V220H37ZM41 221V220H40ZM39 221V222H40ZM33 222V221H32ZM43 222V221H42ZM55 222V221H54ZM57 222H58V220H57ZM66 223H67V221H66ZM58 224H59V222H58ZM20 225H23V224H21V223H19L18 225H15V226H20ZM53 226H54V224H52ZM61 225V224H60ZM15 226H11V229H13V231H14V227ZM24 226V225H23ZM27 226V225H26ZM48 226H50V225H48ZM58 226V225H57ZM56 226V224H55V226L54 227H57ZM62 226V225H61ZM33 227V226H32ZM51 227V226H50ZM17 227H15V231L17 232L19 229H16ZM19 228V227H18ZM30 228H31V226H30ZM53 228V227H52ZM65 228V227H64ZM64 228H60L61 230H64V231H66V229H64ZM22 229H23V227H22ZM21 229V227H20V230H22ZM44 229V228H43ZM57 229H58V227H57ZM24 230V229H23ZM22 230V232H24ZM39 230L40 229H38V233H39ZM47 229H44V231H46ZM26 231H28V229L26 228ZM40 231H43V230H40ZM43 231V232H44ZM50 231V230H49ZM54 231V230H53ZM56 231V230H55ZM54 231V232H55ZM69 231V230H68ZM68 231H66V232H68ZM19 233H20V231H18ZM36 232V231H35ZM35 232H30L31 234V236H33L32 234L33 233H35ZM57 232H60V231H57ZM57 232L55 233V234H57ZM72 232V231H71ZM70 232V233H71ZM76 232V231H75ZM18 233V234H19ZM45 233V232H44ZM52 233V232H51ZM63 233L64 232H61V234L60 235H63ZM24 234V233H23ZM27 236L29 235V234H27V233H25ZM24 234V235H25ZM37 234V233H36ZM36 234H35V236H36ZM59 234V233H58ZM69 234V233H68ZM47 235V233H45V236ZM59 235V236H60ZM65 235V234H64ZM67 235V234H66ZM71 235V234H70ZM1 236H0V239H3V238H1ZM4 236V235H3ZM38 236V235H37ZM41 236V235H40ZM40 236H38L39 238H40ZM52 236V235H51ZM20 237V236H19ZM48 237H50V236H48ZM62 237V236H61ZM68 237V236H67ZM28 238L30 239V240H32V238H30L29 236H28ZM37 238V237H36ZM36 238H33V239H35L36 240ZM46 238V237H45ZM52 238V237H51ZM53 238H54V236H53ZM69 238V237H68ZM15 240H16V238H14ZM12 240V243H13V241H14V243H18V242H15V240ZM41 239V241L43 242V243H46L45 241L46 240H43L42 238H40ZM40 239H38V240H36V241H38L39 243L41 242V241H39ZM58 239V238H57ZM66 239V238H65ZM70 239V238H69ZM20 240H23V238H20ZM59 240V239H58ZM2 241V240H1ZM35 241V242H36ZM60 241V240H59ZM61 241H62V239H61ZM60 241V242H61ZM72 242V241H71ZM11 244V245H15V244ZM39 243H37L36 242V244H37V246H38V244ZM42 243V244H43ZM56 243H58V242H56ZM69 243V242H68ZM26 244V243H25ZM41 244V245H42ZM48 244V242L45 244L46 246H44V244H43V246H41V247H46L47 248V246L49 245H47ZM52 244V243H51ZM66 244V243H65ZM18 245H19V243H18ZM40 245V244H39ZM54 245H55V243H54ZM68 245V244H67ZM20 246H22V245H20ZM32 246V245H31ZM23 247V246H22ZM33 247V246H32ZM49 248H51L50 246H48ZM61 247V246H60ZM71 247V246H70ZM69 247V248H70ZM2 248V247H1ZM34 248V247H33ZM43 248V250L46 252L47 251V256H49V254H48V252L50 251L49 249H44ZM39 249L40 250H42V248H40L39 247ZM0 250H2V249H0ZM3 250H4V248H3ZM14 250H16V249H14ZM26 250V249H25ZM42 250V251H43ZM49 250V251H48ZM53 250V249H52ZM57 250H58V248H57ZM66 250V249H65ZM30 251V250H29ZM43 251V252H44ZM4 252V251H3ZM51 253H52V251H50ZM55 252H57V251H55ZM25 253H26V251H25ZM25 253H23V255L25 254ZM58 253H60V252H58ZM57 253V254H58ZM67 253H68V251H67ZM28 255H30V257L33 255L32 253L30 254H27V257H28ZM52 255V254H51ZM50 255V256H51ZM53 255H55V254H53ZM62 255H63V253H62ZM66 254H64L63 256H65ZM70 255V254H69ZM34 256V255H33ZM33 256L31 257V258H33ZM50 256L48 257V259L50 260ZM60 256V255H59ZM67 256H68V254H67ZM35 257H36V255L34 256V258L33 259H35ZM56 257H58V255L56 256L55 255V258ZM61 257V256H60ZM30 258V259H31ZM64 258H66V256L64 257ZM68 258V257H67ZM230 258L231 259H229V261L228 262H230V263H233V264H264V252H257V253H247V252H243V253H237L236 255H234V256H232L231 257V255H230ZM17 259V258H16ZM29 259V258H28ZM58 260H59V257L57 258ZM42 260V259H41ZM48 260V261H49ZM51 260H52V262L54 263V262H56V261H53V256H51ZM66 260V259H65ZM69 260V259H68ZM73 260H74V258H73ZM23 261H25V262H29V261H31V260H27L25 257H24V259H23ZM60 261V260H59ZM34 262H36V261H34ZM50 263H51V261H49ZM58 262V261H57ZM56 262V263H57ZM65 262V261H64ZM66 262H69V261H66ZM200 262V261H199ZM199 262H197V263H199ZM220 262V261H219ZM219 262H217V263H219ZM226 263H227V260L225 261ZM33 263V262H32ZM56 263H54V264H56ZM59 263V262H58ZM60 263H61V261H60ZM196 263V264H197ZM220 263H223V262H220ZM229 263V264H230ZM25 264H29V263H25ZM34 264V263H33ZM36 264H38V263H36ZM39 264H40V261H39ZM63 264V263H62ZM69 264V263H68ZM224 264V263H223Z\"/></svg>",
  "mask_w": 264,
  "mask_h": 264
}]
</instances>
